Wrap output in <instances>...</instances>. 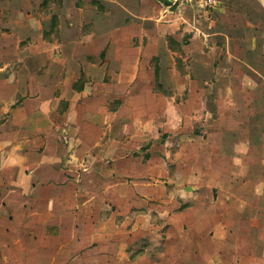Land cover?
<instances>
[{"label": "crops", "instance_id": "1", "mask_svg": "<svg viewBox=\"0 0 264 264\" xmlns=\"http://www.w3.org/2000/svg\"><path fill=\"white\" fill-rule=\"evenodd\" d=\"M215 1L0 0V264H264V0Z\"/></svg>", "mask_w": 264, "mask_h": 264}, {"label": "rangeland", "instance_id": "2", "mask_svg": "<svg viewBox=\"0 0 264 264\" xmlns=\"http://www.w3.org/2000/svg\"><path fill=\"white\" fill-rule=\"evenodd\" d=\"M205 9H208V8H205ZM209 10V9H208ZM151 65L154 66V62L153 60L150 61ZM157 87L154 88V91H157ZM129 88H120L119 89V94H126L128 92ZM101 105L103 106L104 108V111H110V108L107 104H104V103H101ZM113 105V107L115 106L116 107V110L119 111V114H124L126 113L127 110H130L131 106L134 107V105H136L138 108H135L134 110L135 111H138V110H141L143 112L146 111V112H152L154 110H158V107H160V104L158 103H149V104H126V103H116V104H111ZM144 106V107H143ZM142 107V108H141ZM186 125H190L189 124V121L188 123H186ZM202 136H204L202 134ZM160 138H162V140H166L168 135H160L159 136ZM184 138H187L186 136H184ZM205 139V138H204ZM166 143V142H165ZM176 145H174V140L173 141H168V144H166V148H167V152L164 154V152H162V150H159L158 148L155 149V151L159 152V154H161V159H163L165 162L163 163L162 162V170H166L167 173H169L170 170H176L175 172L177 173H180L179 172V169L181 168L182 171H186V170H189V167H180L179 164L180 163H184L185 161L186 162H191V152L189 149H179V147H176L177 150H174ZM201 146L203 148H198V154H195L198 156L199 160L200 161H203V163L201 164L199 162V170H198V173L200 175H206V169H207V160H206V157H207V151L205 150V145L201 144ZM200 146V147H201ZM153 151V152H155ZM196 153V152H195ZM203 154V155H202ZM194 155V153H193ZM202 155V156H201ZM195 163H197V160L194 161Z\"/></svg>", "mask_w": 264, "mask_h": 264}, {"label": "built area", "instance_id": "3", "mask_svg": "<svg viewBox=\"0 0 264 264\" xmlns=\"http://www.w3.org/2000/svg\"><path fill=\"white\" fill-rule=\"evenodd\" d=\"M173 4L189 5L194 4L200 8H208L211 9L216 5L215 0H173Z\"/></svg>", "mask_w": 264, "mask_h": 264}]
</instances>
